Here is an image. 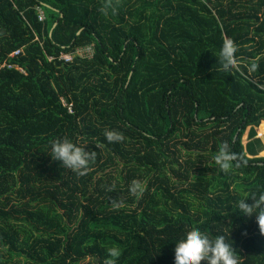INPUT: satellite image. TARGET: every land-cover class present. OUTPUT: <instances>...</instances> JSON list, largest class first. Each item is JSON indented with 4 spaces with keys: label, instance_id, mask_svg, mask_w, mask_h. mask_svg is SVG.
I'll use <instances>...</instances> for the list:
<instances>
[{
    "label": "trees",
    "instance_id": "16d2710c",
    "mask_svg": "<svg viewBox=\"0 0 264 264\" xmlns=\"http://www.w3.org/2000/svg\"><path fill=\"white\" fill-rule=\"evenodd\" d=\"M263 122L264 0H0V264H105L111 246L117 264H174L194 227L264 264L235 211L264 190L262 141L245 142ZM59 137L96 153L87 174L52 160ZM224 143L241 163L227 173Z\"/></svg>",
    "mask_w": 264,
    "mask_h": 264
},
{
    "label": "clouds",
    "instance_id": "9594fccd",
    "mask_svg": "<svg viewBox=\"0 0 264 264\" xmlns=\"http://www.w3.org/2000/svg\"><path fill=\"white\" fill-rule=\"evenodd\" d=\"M237 51L234 42L226 40L223 43L219 56L216 57L219 71L227 74L236 69ZM104 137L109 143L121 142L124 139L119 131L109 129H105ZM49 155L53 161L60 162L64 169L83 176L87 174L96 153L86 151L85 146L74 143L68 137H59L50 142ZM214 159L220 171L225 173L233 167L241 166L240 162L233 163L236 161V156L227 143L218 149ZM128 190L130 194H137L142 191L141 183L133 180ZM237 210L242 218L254 217L260 233L264 235V190H256L250 196L237 199L235 211ZM173 243L175 244L174 264H239L234 247L223 234L211 236L206 231L194 227ZM106 252L109 259L105 264H117L121 256L120 248L111 246L106 249Z\"/></svg>",
    "mask_w": 264,
    "mask_h": 264
},
{
    "label": "rangeland",
    "instance_id": "374dc122",
    "mask_svg": "<svg viewBox=\"0 0 264 264\" xmlns=\"http://www.w3.org/2000/svg\"><path fill=\"white\" fill-rule=\"evenodd\" d=\"M37 9H38L39 12H42V10L40 8H37ZM78 53L81 54V55H88V54L92 55V48H86V50L79 49ZM263 134H264L263 131H261V129L258 128V132L256 133V135L254 137L245 136V142L253 141V140H255L258 137L257 139H261L262 140V144H263L264 143L263 142L264 141V135ZM257 147H258V144H257ZM259 153H260V155H264V145H263V149ZM80 264H98V262L95 259L91 260V258H86Z\"/></svg>",
    "mask_w": 264,
    "mask_h": 264
},
{
    "label": "built area",
    "instance_id": "2783aa9c",
    "mask_svg": "<svg viewBox=\"0 0 264 264\" xmlns=\"http://www.w3.org/2000/svg\"><path fill=\"white\" fill-rule=\"evenodd\" d=\"M37 12L39 13L40 19H44L45 18L44 14L42 12H39V11H37ZM20 52H21V50H17L14 53H12L11 56L17 55ZM63 57L68 60V59H72L73 56L71 54H64Z\"/></svg>",
    "mask_w": 264,
    "mask_h": 264
},
{
    "label": "crops",
    "instance_id": "0c3cea01",
    "mask_svg": "<svg viewBox=\"0 0 264 264\" xmlns=\"http://www.w3.org/2000/svg\"><path fill=\"white\" fill-rule=\"evenodd\" d=\"M258 128H260L261 129V131H263V133H264V122L259 126V127H256V131L258 132ZM250 130V129H249ZM249 132V131H248ZM248 132H247V137L249 136L248 135ZM264 135V134H263ZM262 135V136H263ZM258 138V137H257ZM262 141V140H261ZM264 142V141H263ZM246 143H248V142H246ZM263 145H264V143H263Z\"/></svg>",
    "mask_w": 264,
    "mask_h": 264
}]
</instances>
